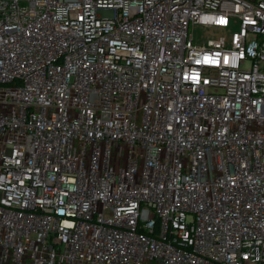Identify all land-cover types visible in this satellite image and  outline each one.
<instances>
[{
  "label": "built area",
  "instance_id": "obj_1",
  "mask_svg": "<svg viewBox=\"0 0 264 264\" xmlns=\"http://www.w3.org/2000/svg\"><path fill=\"white\" fill-rule=\"evenodd\" d=\"M0 264H264V0H0Z\"/></svg>",
  "mask_w": 264,
  "mask_h": 264
},
{
  "label": "rangeland",
  "instance_id": "obj_2",
  "mask_svg": "<svg viewBox=\"0 0 264 264\" xmlns=\"http://www.w3.org/2000/svg\"><path fill=\"white\" fill-rule=\"evenodd\" d=\"M195 34L198 35V37H197V41L198 42H201V43L207 42V45H210V46L213 45V44H215L218 41V39H216V38H212V39H205V38H203L202 36H204L205 33H204V31L202 29H198L195 32ZM219 34H222L223 35V38L225 40H227L228 37H229V35H230V32L229 31L227 33L219 32Z\"/></svg>",
  "mask_w": 264,
  "mask_h": 264
}]
</instances>
